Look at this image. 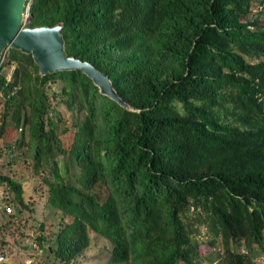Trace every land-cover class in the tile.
<instances>
[{"label": "trees", "instance_id": "1", "mask_svg": "<svg viewBox=\"0 0 264 264\" xmlns=\"http://www.w3.org/2000/svg\"><path fill=\"white\" fill-rule=\"evenodd\" d=\"M27 4L26 26L61 24L66 55L106 75L127 106L79 70L41 75L16 49L0 61L4 154L24 146L35 169L50 164L42 182L60 225L48 250L59 264L82 255L90 233L109 243L106 264H255L264 254V0ZM56 83L67 110L83 112L64 147L48 117ZM0 182L27 208L20 184Z\"/></svg>", "mask_w": 264, "mask_h": 264}, {"label": "rangeland", "instance_id": "2", "mask_svg": "<svg viewBox=\"0 0 264 264\" xmlns=\"http://www.w3.org/2000/svg\"><path fill=\"white\" fill-rule=\"evenodd\" d=\"M256 10H254L255 12ZM25 14V13H24ZM25 16V15H24ZM29 17V16H28ZM23 19V23L25 21ZM11 71L5 70L6 77ZM10 79V77H9ZM60 84L56 83L49 87L47 93L50 97L51 108L48 117L57 125V133L61 144L67 146L76 131L75 124L83 118L76 108L72 111L67 110L58 96ZM53 93L56 95L53 96ZM4 101L0 96V113L4 109ZM20 129L16 132L15 139L21 137ZM26 137L25 142L26 143ZM0 175L9 177L11 180L21 185L25 205L27 208L16 206L13 193L7 188L5 183L0 182V256L3 258L0 264H59L48 246L51 245L59 225L60 214L47 203L48 190L44 181L45 173H48L49 166L33 167V154L23 146L21 149H14L13 153L8 151L7 144L0 140ZM61 155L55 159L59 160ZM75 173H71L74 175ZM12 204V205H11ZM15 207L10 214L15 217L9 218L4 207ZM65 221H68L65 219ZM43 226V233L48 239L41 244L35 239L40 235V226ZM204 233V228H201ZM200 247L206 242L201 238ZM218 246V245H217ZM205 247V246H202ZM201 247V248H202ZM208 249V248H207ZM110 257V245L102 237L90 233L89 247L75 260L68 264H106ZM255 264H264V254L258 253L254 259ZM201 262V261H200Z\"/></svg>", "mask_w": 264, "mask_h": 264}, {"label": "water", "instance_id": "3", "mask_svg": "<svg viewBox=\"0 0 264 264\" xmlns=\"http://www.w3.org/2000/svg\"><path fill=\"white\" fill-rule=\"evenodd\" d=\"M28 12L26 0H0V57L9 49L30 54L41 75L79 70L92 80L101 94L127 107L117 96L106 75L91 64L66 55L60 33L61 24L29 28L26 26L30 20V16H26ZM24 17L26 22L23 23Z\"/></svg>", "mask_w": 264, "mask_h": 264}, {"label": "built area", "instance_id": "4", "mask_svg": "<svg viewBox=\"0 0 264 264\" xmlns=\"http://www.w3.org/2000/svg\"><path fill=\"white\" fill-rule=\"evenodd\" d=\"M27 7H29V4L26 5ZM29 13V12H28ZM29 14H26V16H28ZM8 56V50L4 51L3 54L0 57V61L2 62L6 57ZM3 212H6L8 215L11 213V211H13V208L8 206V207H4ZM2 257L0 256V261H2Z\"/></svg>", "mask_w": 264, "mask_h": 264}]
</instances>
